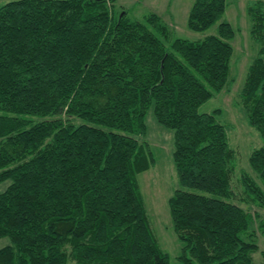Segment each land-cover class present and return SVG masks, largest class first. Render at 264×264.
I'll use <instances>...</instances> for the list:
<instances>
[{"label":"trees","instance_id":"1","mask_svg":"<svg viewBox=\"0 0 264 264\" xmlns=\"http://www.w3.org/2000/svg\"><path fill=\"white\" fill-rule=\"evenodd\" d=\"M224 8L194 0L188 26L204 30ZM247 9L259 47L239 98L264 140V0ZM232 36L221 21L217 35L173 38L155 14L130 20L110 0L1 5L0 237L10 243L0 264H167L136 179L154 161L135 137L150 108L172 130L182 264H256L264 217L234 191L237 152L219 109L198 110L229 81ZM248 164L258 181L243 173V191L264 208V146Z\"/></svg>","mask_w":264,"mask_h":264},{"label":"rangeland","instance_id":"2","mask_svg":"<svg viewBox=\"0 0 264 264\" xmlns=\"http://www.w3.org/2000/svg\"><path fill=\"white\" fill-rule=\"evenodd\" d=\"M10 0H0V6ZM255 0H225L222 17L204 30H194L188 26V15L194 0H110L115 14L122 10L130 20H145L150 14L158 16L162 25L170 30L173 38L201 40L207 35L219 34L221 21L228 22L233 29L229 39L232 46L230 77L225 87L203 102L198 110L210 113L215 109L216 119L225 125L229 144L237 152V162L233 177L234 191L251 213L264 217V208L249 200L243 191L241 178L243 173L258 181L256 174L248 164L252 149L264 146V140L256 128L250 125L240 104L239 91L243 85L247 68L257 54L259 45L250 33L248 5ZM264 56V54H262ZM145 132L135 135L145 140L153 155V164L136 176L144 201L147 215L161 250L167 254V264H182L180 259L182 242L178 238L171 221L168 198L178 187V179L172 161V130L159 124L154 118L152 108L144 116ZM4 184L0 185V189ZM256 226L258 220L256 219ZM258 230V229H256ZM258 234V233H257ZM10 243L8 236L0 237V247ZM259 250L253 254L256 264L262 261L260 251L264 249V236L258 234Z\"/></svg>","mask_w":264,"mask_h":264}]
</instances>
